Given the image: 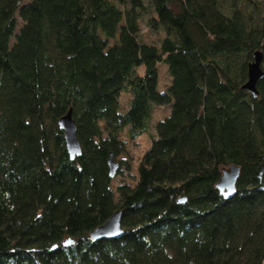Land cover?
I'll list each match as a JSON object with an SVG mask.
<instances>
[{"label":"trees","instance_id":"16d2710c","mask_svg":"<svg viewBox=\"0 0 264 264\" xmlns=\"http://www.w3.org/2000/svg\"><path fill=\"white\" fill-rule=\"evenodd\" d=\"M256 51L264 69V0H0V264H264V77L242 88ZM163 106L132 174L122 132ZM117 211L122 234L91 239Z\"/></svg>","mask_w":264,"mask_h":264},{"label":"water","instance_id":"95a60500","mask_svg":"<svg viewBox=\"0 0 264 264\" xmlns=\"http://www.w3.org/2000/svg\"><path fill=\"white\" fill-rule=\"evenodd\" d=\"M262 54L260 51L254 53V60L248 65V79L242 86L244 90L249 92L252 96H257L258 91L256 88L257 82L264 77V69H262ZM59 128L63 131L64 139L68 154L71 159L80 155V144L76 135V124L72 118L71 110L63 115L58 120ZM110 176H114L118 168V164L112 158L108 161ZM261 170L264 172V156H262ZM239 176V167L230 165L222 171L221 178L216 184L218 191L226 198L234 195L236 191V181ZM258 189H264V184L258 186ZM121 212L117 211L112 214L109 219L102 225L95 228L89 233L91 239L100 238H114L122 234L120 225ZM66 243H71L67 240Z\"/></svg>","mask_w":264,"mask_h":264},{"label":"rangeland","instance_id":"374dc122","mask_svg":"<svg viewBox=\"0 0 264 264\" xmlns=\"http://www.w3.org/2000/svg\"><path fill=\"white\" fill-rule=\"evenodd\" d=\"M15 1V0H10ZM21 3H26L28 0H20ZM18 28L21 25V21L18 18ZM141 25V34L140 39L143 43L152 44L155 46H159L162 37L165 35L163 29H159L154 31L149 29L147 26V17H143L140 19ZM157 90L158 91H167V87L170 83V75L167 69V65L164 62L157 63ZM130 93L122 92L119 99V107L118 110L120 112L124 111L127 107L128 100L130 98ZM169 114V108L167 106L163 107H155L151 118L148 123V127L144 133L136 137L135 140H129L126 136L124 131L122 132V138L126 140V147L128 156L131 158L132 170L131 173H135V166L139 157L143 154L146 148L149 146L151 142V137L155 136V123L163 118V116ZM124 130H127L124 129ZM130 181V180H127Z\"/></svg>","mask_w":264,"mask_h":264}]
</instances>
